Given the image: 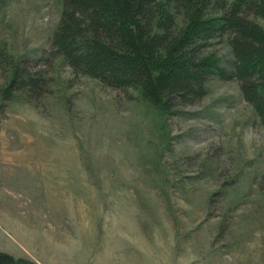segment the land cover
<instances>
[{
	"label": "rangeland",
	"instance_id": "374dc122",
	"mask_svg": "<svg viewBox=\"0 0 264 264\" xmlns=\"http://www.w3.org/2000/svg\"><path fill=\"white\" fill-rule=\"evenodd\" d=\"M62 10L0 0V252L16 264H264V127L238 84L214 78L164 113L49 56ZM207 51L231 67L223 40ZM13 63L40 69L48 93L4 101Z\"/></svg>",
	"mask_w": 264,
	"mask_h": 264
},
{
	"label": "trees",
	"instance_id": "16d2710c",
	"mask_svg": "<svg viewBox=\"0 0 264 264\" xmlns=\"http://www.w3.org/2000/svg\"><path fill=\"white\" fill-rule=\"evenodd\" d=\"M264 0H63L49 56L76 76L168 113L192 105L216 78L235 81L264 127ZM223 40L229 69L207 51ZM4 101L40 99L50 79L40 69L10 64ZM39 68V67H38ZM0 264H16L0 252Z\"/></svg>",
	"mask_w": 264,
	"mask_h": 264
}]
</instances>
